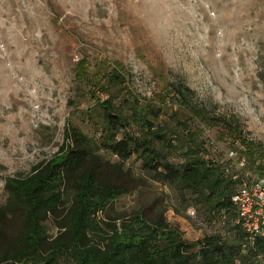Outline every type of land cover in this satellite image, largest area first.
I'll return each instance as SVG.
<instances>
[{"label":"rangeland","instance_id":"374dc122","mask_svg":"<svg viewBox=\"0 0 264 264\" xmlns=\"http://www.w3.org/2000/svg\"><path fill=\"white\" fill-rule=\"evenodd\" d=\"M109 110L124 123L116 139H151L174 164L215 161L220 177L234 181L231 193L245 171L230 149L244 157L248 176L264 174V0H0V206L6 182L61 156L67 131L99 144ZM96 153L121 161L105 148ZM122 164L138 186L89 212L88 235L100 248L114 224L159 211L194 243L190 252L221 235L238 249L230 264H264L249 241L238 247L234 207L162 182L135 152ZM70 195L44 221L49 240L69 239L58 222Z\"/></svg>","mask_w":264,"mask_h":264},{"label":"trees","instance_id":"16d2710c","mask_svg":"<svg viewBox=\"0 0 264 264\" xmlns=\"http://www.w3.org/2000/svg\"><path fill=\"white\" fill-rule=\"evenodd\" d=\"M174 91L182 102L186 101L180 87L175 86ZM104 118L99 144L77 130L67 131L68 141L60 157L41 161L28 175L4 184L7 196L5 206H0V264H230L238 249L230 250L232 245L224 236L207 235L198 242L197 251L190 252L194 243L187 242L176 227L166 223L159 211L149 221L140 212L130 221H122L121 229L114 224L103 248L99 241L90 239L89 212L138 186V179L122 164L133 152L142 159L143 167L162 182H181L204 198L215 197L217 204L234 207L230 201L234 181L220 177L219 163L198 157L171 163L151 139L140 140L128 134L116 139V132L124 127L118 113L106 111ZM154 138L165 139L161 133H155ZM100 147L121 161L104 160L96 153ZM65 190L71 191L72 202L58 226L69 234V239L57 236L49 240L44 221L57 215L64 204ZM235 226L241 231L238 247L249 241L251 247L264 251V236L251 239L241 223Z\"/></svg>","mask_w":264,"mask_h":264},{"label":"built area","instance_id":"2783aa9c","mask_svg":"<svg viewBox=\"0 0 264 264\" xmlns=\"http://www.w3.org/2000/svg\"><path fill=\"white\" fill-rule=\"evenodd\" d=\"M228 157L245 171L238 187L230 195L237 214L236 223L242 224L251 239L256 235L264 236V174L248 176L244 157L239 156L234 149L229 150ZM224 171L228 173V167ZM187 212L194 215L193 209L189 208Z\"/></svg>","mask_w":264,"mask_h":264}]
</instances>
